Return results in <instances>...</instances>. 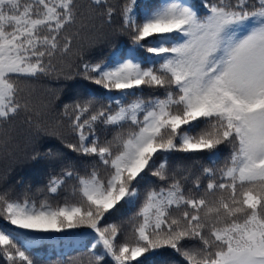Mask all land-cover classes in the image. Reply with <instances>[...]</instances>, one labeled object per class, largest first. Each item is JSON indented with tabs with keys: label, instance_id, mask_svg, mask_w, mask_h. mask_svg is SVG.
Wrapping results in <instances>:
<instances>
[{
	"label": "snow or ice",
	"instance_id": "1",
	"mask_svg": "<svg viewBox=\"0 0 264 264\" xmlns=\"http://www.w3.org/2000/svg\"><path fill=\"white\" fill-rule=\"evenodd\" d=\"M84 7L108 26L119 17L132 48L82 64L85 80L115 95L86 93L47 125L21 85L56 72L87 26ZM138 50L151 54L148 66ZM22 115L37 141L58 139L85 163L81 170L66 153L33 151V161L60 162L50 194L72 183L62 203L0 189L6 264H33L22 245H75L80 229L93 234L90 264H148L166 249L184 264H264V0H159L143 10L138 0H0V129ZM222 145L231 152L221 165ZM173 153H209L212 166L194 174L170 165ZM149 174L160 184L141 201ZM138 201L124 238L109 221Z\"/></svg>",
	"mask_w": 264,
	"mask_h": 264
},
{
	"label": "trees",
	"instance_id": "2",
	"mask_svg": "<svg viewBox=\"0 0 264 264\" xmlns=\"http://www.w3.org/2000/svg\"><path fill=\"white\" fill-rule=\"evenodd\" d=\"M111 2L119 6L123 0H111ZM188 2L197 7L200 5V0H188ZM211 2H215V0H211ZM80 3L86 6L88 0H80ZM157 3H159V0H138L140 10ZM82 14L85 17L84 22L87 26L81 30L80 36L74 40L72 52L55 61L56 72L51 76L42 78L35 84L21 85L25 89V95L32 101L33 106L41 112L40 119L47 125H53L60 118L64 105L72 104L82 99L86 93H92L98 97H101V94L103 96L115 95L114 93H106L104 90L99 89L98 86L85 80L80 74L82 64L85 62H110L113 54L127 53L132 48L131 40L126 35H121L118 32L119 17H116L112 26H108L98 17L95 19L89 18V11L86 7L82 9ZM77 28H79V24ZM138 53L145 60L144 66H148L152 59L151 54L144 50H138ZM68 76L72 78L67 79L66 77ZM151 95H162V91L145 90L146 97ZM98 134L102 138L104 136L111 138V133L108 131H101ZM63 139L65 141L74 140L72 135L66 130L64 131ZM0 140L7 142L6 146L0 144V189H11L12 196L21 199L27 195L37 205L45 200L52 204L62 203L66 197H69L72 183H69L57 196H53L47 190L49 178L60 171V162L49 160L36 162L31 160V155L35 150L43 153L51 148L54 151L71 156L81 170L82 163H85L82 158L68 152L58 139L43 137L37 141L28 125L24 122L23 115L0 129ZM218 152L220 156L218 163L222 165L228 158L231 148L222 145ZM209 157V153H173L170 154V165L173 167L177 165L187 166L191 168L194 174H199L203 167L212 166ZM158 184H160V181L149 174L139 186L141 201L144 192ZM139 204L140 201L137 202L136 207L123 208L109 221V223L122 225V236L124 238L131 236L130 221L135 215ZM0 224H6L2 217H0ZM77 232L80 235L75 245L67 242L46 241L33 248H24L23 245L21 247L32 258L33 264H90L92 254L89 249L93 242V234H91L89 229H80ZM29 235L44 234L30 233ZM47 235L63 236L64 234L52 233ZM161 260H167L169 264H184L182 258L172 253L170 249L160 250V253L151 255L148 264H160ZM106 261L107 264H113L111 258L106 257ZM0 264H6L3 257H0Z\"/></svg>",
	"mask_w": 264,
	"mask_h": 264
}]
</instances>
